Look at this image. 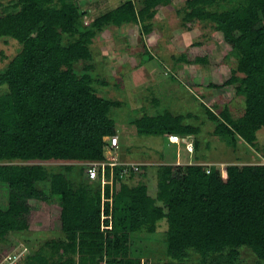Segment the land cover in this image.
<instances>
[{
  "label": "trees",
  "instance_id": "trees-1",
  "mask_svg": "<svg viewBox=\"0 0 264 264\" xmlns=\"http://www.w3.org/2000/svg\"><path fill=\"white\" fill-rule=\"evenodd\" d=\"M4 1L0 39H13L21 48L0 73V86L7 87L0 95V183L10 191L9 207L0 208V239L29 230V200H57L64 235L22 263L147 264L131 257V241L147 233L163 234L172 261L194 255L205 262L227 253L231 263L248 249L255 264H264V156L258 153L264 131V0H187L183 18L213 24L230 46L235 68L224 86L236 87L244 113L234 118L228 108L217 114L202 107L216 141L254 150L256 162L208 165L203 154L195 163L174 165L163 164L162 155L153 166L155 197L146 183L129 182L139 173L125 165L114 167L113 184L109 166L100 171L106 179L101 185L87 171L82 176L87 164L114 152L108 139L118 136L112 113L121 103L101 96L90 67L79 73L76 65L92 60L99 31L137 23L148 32L147 22L170 0H125L89 24L78 0ZM130 123L141 137L176 135L182 145L201 132L167 110L132 116ZM194 144L198 150L200 140ZM48 163H61L62 171ZM78 164L84 178L74 181Z\"/></svg>",
  "mask_w": 264,
  "mask_h": 264
},
{
  "label": "rangeland",
  "instance_id": "rangeland-1",
  "mask_svg": "<svg viewBox=\"0 0 264 264\" xmlns=\"http://www.w3.org/2000/svg\"><path fill=\"white\" fill-rule=\"evenodd\" d=\"M123 1L78 0V5L87 12L84 24H89ZM186 1L170 0L168 5H160L155 18L147 22V25L150 24L148 32L142 24L137 23L104 28L94 38L91 46L92 60L76 65L79 73L90 67L89 73L99 81L97 86L101 96L121 103L112 113L117 121L119 137L116 158L122 164L149 165L148 170L141 169L129 182L134 185L146 183L153 197L157 194L156 170L153 166L161 163L162 155L163 164L174 165L195 163L196 158H202L203 154L206 155L208 163L205 164L208 165L256 162L254 150L243 145L237 148L227 146L211 135L212 123L202 104L217 114L228 108L233 117L238 118L244 113V101L236 94V87L224 86L235 68L230 46L223 41L213 24L184 21ZM20 48L21 45L13 39H0V73ZM184 56L187 61H181ZM6 92L7 87L0 86V95ZM166 110L184 116L187 124L201 128L199 137L196 139L188 136L182 145V142L173 144L164 136L137 135L135 126L130 123L132 116ZM196 140H200L198 150L194 144ZM259 148L261 151L258 153L264 156V131L259 133ZM113 155L115 153L110 152V156ZM47 166L62 171L61 163H48ZM80 169L79 164L74 168L72 180L80 181L84 178L82 176L86 175L87 166L82 176ZM94 181L101 182V185L104 180L99 178ZM9 192L8 186L0 183V208L3 210L9 207ZM28 205L31 209L29 230L22 234L10 233L5 239H0V255L4 256L3 259L8 256L16 258L17 264L26 256L38 252L45 243L64 238L59 228L60 206L57 200L53 199L50 204L29 200ZM4 251H8V254L4 255ZM227 255L225 253L205 262L194 255L184 262L172 261L166 255L163 234L150 236L142 233L131 241V257L141 258L147 264L257 262V258L248 249H241L239 256L231 263L227 262ZM76 258L79 260V256ZM20 264H23L22 261Z\"/></svg>",
  "mask_w": 264,
  "mask_h": 264
},
{
  "label": "built area",
  "instance_id": "built-area-1",
  "mask_svg": "<svg viewBox=\"0 0 264 264\" xmlns=\"http://www.w3.org/2000/svg\"><path fill=\"white\" fill-rule=\"evenodd\" d=\"M170 142L173 143V144H180L182 141H181V138L179 136H176V135H171L168 137ZM118 139L119 137L118 136H113L111 137L110 139H108V142L110 143L109 145V148L111 150L114 151L115 153V156H110V154L108 153L107 154V158L105 161H101V162H93V163H89L87 164V174H88V178L89 180L91 181H94V180H97L99 179L101 176H100V171L104 172L106 167L109 166L110 167V180H109V183L110 184H113V180H114V167L117 166V165H125L127 167H130L131 169H133L134 171H136L137 173L140 171L141 172V166L139 163H126V164H122L120 162H118L117 160V156H116V151L118 150ZM144 166V164H143ZM104 180V182L106 181L105 178H101ZM16 259V258H15ZM13 259V257H10L8 256L7 258L5 257L3 260H2V264H15L16 263V260ZM0 263V264H1ZM17 264V263H16Z\"/></svg>",
  "mask_w": 264,
  "mask_h": 264
},
{
  "label": "clouds",
  "instance_id": "clouds-1",
  "mask_svg": "<svg viewBox=\"0 0 264 264\" xmlns=\"http://www.w3.org/2000/svg\"><path fill=\"white\" fill-rule=\"evenodd\" d=\"M145 165V164H144Z\"/></svg>",
  "mask_w": 264,
  "mask_h": 264
}]
</instances>
